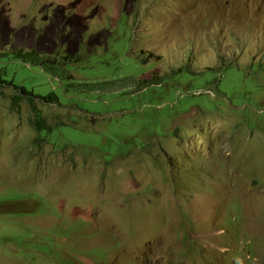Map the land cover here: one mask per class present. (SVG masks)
<instances>
[{"label":"rangeland","instance_id":"374dc122","mask_svg":"<svg viewBox=\"0 0 264 264\" xmlns=\"http://www.w3.org/2000/svg\"><path fill=\"white\" fill-rule=\"evenodd\" d=\"M8 50L81 60L10 68L49 144L0 90V264H264V0H0Z\"/></svg>","mask_w":264,"mask_h":264},{"label":"trees","instance_id":"16d2710c","mask_svg":"<svg viewBox=\"0 0 264 264\" xmlns=\"http://www.w3.org/2000/svg\"><path fill=\"white\" fill-rule=\"evenodd\" d=\"M61 58L63 59H52L36 51H0V90L7 87H11L13 89L14 93L11 97V103L14 108H20L22 102L25 101L26 104H28L33 109V114L35 117L33 128L36 133L34 142H36V145L42 142H46L47 144H49L48 141L51 134V126H47L44 124V120L40 116L36 100H39L40 102L44 101L45 103H58L59 99L53 93L48 94L46 96L36 95L33 91H29L24 86L19 85L13 78L10 77V68L13 65H19L24 68L38 67L47 74H58L62 78L72 79L69 74H66V68L68 67L67 64L78 62L81 60V57L77 56L73 59V57L71 56H64ZM230 66L233 65L229 63L222 65L221 67ZM211 70L213 69H209V71ZM159 82L160 80L156 78V80H152L151 85L158 84ZM150 86H146L143 89H146ZM113 157L114 156H112L111 158ZM111 158L108 161H110ZM26 196L30 198L29 195L26 194ZM12 215L16 216L19 215V213H13Z\"/></svg>","mask_w":264,"mask_h":264}]
</instances>
